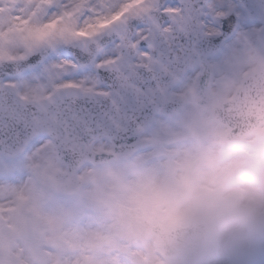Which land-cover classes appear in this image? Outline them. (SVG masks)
Instances as JSON below:
<instances>
[{
  "label": "snow or ice",
  "instance_id": "1",
  "mask_svg": "<svg viewBox=\"0 0 264 264\" xmlns=\"http://www.w3.org/2000/svg\"><path fill=\"white\" fill-rule=\"evenodd\" d=\"M250 50L264 0H0V264H56L76 160L171 122Z\"/></svg>",
  "mask_w": 264,
  "mask_h": 264
},
{
  "label": "clouds",
  "instance_id": "2",
  "mask_svg": "<svg viewBox=\"0 0 264 264\" xmlns=\"http://www.w3.org/2000/svg\"><path fill=\"white\" fill-rule=\"evenodd\" d=\"M144 264H257L264 257V127L168 165L130 198Z\"/></svg>",
  "mask_w": 264,
  "mask_h": 264
},
{
  "label": "rangeland",
  "instance_id": "3",
  "mask_svg": "<svg viewBox=\"0 0 264 264\" xmlns=\"http://www.w3.org/2000/svg\"><path fill=\"white\" fill-rule=\"evenodd\" d=\"M258 59L255 51L245 53L237 70L218 78L210 91L226 97L241 81L245 70L256 65ZM185 99L188 103L171 121V129L158 133L161 125L158 124V129L150 132L158 138L154 150L123 164L81 170L83 187L78 195L68 197L75 210L57 229L48 249L56 264H144L142 241L133 224L129 203L132 191L143 181L161 175L171 163L189 158L221 140L219 137L225 130L208 119V112L197 109L188 95ZM179 138L186 142L175 143ZM167 140L174 143L172 148L166 147ZM157 151H166V158L153 159ZM146 157L149 163H139Z\"/></svg>",
  "mask_w": 264,
  "mask_h": 264
},
{
  "label": "water",
  "instance_id": "4",
  "mask_svg": "<svg viewBox=\"0 0 264 264\" xmlns=\"http://www.w3.org/2000/svg\"><path fill=\"white\" fill-rule=\"evenodd\" d=\"M264 58V56H263ZM197 91V90H196ZM239 96V95H238ZM238 96H234L230 100H223L219 103H209L207 108L211 111L212 116L218 120L220 123L226 124L228 126L225 138L229 140H239L241 137L246 136L248 133L255 130L260 124H264V106L262 109H256L247 105L246 103H238ZM203 103H200L202 105ZM181 103L179 108L181 107ZM204 106V105H202ZM240 118V121L235 122L234 116ZM238 123L240 127L243 128L241 133H235V125ZM127 155V154H126ZM102 160L97 161L99 163L106 162L114 158H121V155H100ZM99 157V158H101ZM128 156H124L126 158ZM92 161L93 159L88 157L78 158L75 162V171L72 175L71 181L66 185L64 194L73 195L78 192L81 187V180L76 178V171L81 166L82 163L86 161Z\"/></svg>",
  "mask_w": 264,
  "mask_h": 264
},
{
  "label": "flooded vegetation",
  "instance_id": "5",
  "mask_svg": "<svg viewBox=\"0 0 264 264\" xmlns=\"http://www.w3.org/2000/svg\"><path fill=\"white\" fill-rule=\"evenodd\" d=\"M166 123H168V122H166ZM166 123H165V122H161V123H160V124H161V125H160V128H159L160 130L157 128V126H156L155 128H157V129L159 130V132H161V133H162V132H166V129L170 128V124H169L170 122H169L168 124H166ZM148 131H149V130H146V131L142 134V137H143V136L145 137V136L147 135ZM109 148H110V145H109V146L107 145V146H97V147H96V149H109Z\"/></svg>",
  "mask_w": 264,
  "mask_h": 264
}]
</instances>
